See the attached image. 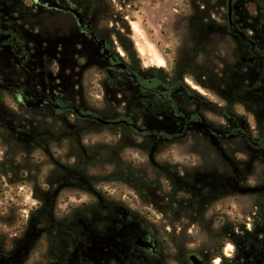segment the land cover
Returning a JSON list of instances; mask_svg holds the SVG:
<instances>
[{
  "label": "flooded vegetation",
  "instance_id": "obj_1",
  "mask_svg": "<svg viewBox=\"0 0 264 264\" xmlns=\"http://www.w3.org/2000/svg\"><path fill=\"white\" fill-rule=\"evenodd\" d=\"M38 1L42 5L37 0H0V129L5 132L0 134V140H12L24 150L36 147L47 155L48 143L73 140L79 144L82 135L96 126L112 129L109 131L119 138L122 131L132 129L142 139L150 140V164L162 170L167 167L153 161V153L160 145L202 139L217 164L230 169L229 177L203 179L196 173L169 170L167 175L174 187L157 199L163 206L177 207L182 218L193 223L203 215V208L231 199L235 220L228 235L233 246L229 264H264V104L248 107L239 103V93L243 92L240 84L226 96L220 87L219 92L208 90L223 105L198 96L188 87L170 90L160 83L150 89L148 81L157 77L152 72L142 83V78L120 62L111 37L104 35L94 21L96 2L91 6L89 0ZM230 3L227 24L217 29L245 40L244 27L232 21L231 0ZM228 4L229 0L227 9ZM250 29L255 31L254 25ZM93 69L107 76L116 92L113 100L122 112H116L114 107H109L110 111L95 110L84 104L82 78ZM115 72L123 73L133 86H127ZM248 80L247 89L256 91L264 86V73L261 77L254 73ZM124 90L131 95H124ZM104 93L106 97L105 89ZM5 99L12 100L14 107L10 109ZM139 99L143 100L140 126L132 115ZM243 99L247 100L246 96ZM182 100L196 107L187 113ZM202 105L203 110L209 108L210 113L220 117L223 126L217 129L204 125ZM236 105L252 117L255 127L250 128L245 116L234 113ZM165 110L172 113V131L158 124ZM150 111L157 113L150 116ZM100 116L103 122L98 121ZM214 130L217 134H212ZM225 141L235 143L229 161L218 151ZM257 164L258 171H253ZM81 188L94 195L92 205L82 204L62 217H56L52 204L47 202V214L41 205L44 215L30 216L22 234L14 235L8 251L0 242V264H24L27 252L40 239L44 241L45 258L37 264H166L164 249L149 219L105 201L89 187ZM204 258L186 252L185 259L176 264H207Z\"/></svg>",
  "mask_w": 264,
  "mask_h": 264
},
{
  "label": "rangeland",
  "instance_id": "obj_2",
  "mask_svg": "<svg viewBox=\"0 0 264 264\" xmlns=\"http://www.w3.org/2000/svg\"><path fill=\"white\" fill-rule=\"evenodd\" d=\"M92 2L97 3L94 21L99 30L111 37L120 62L126 64L132 74L142 78V83L152 73L150 70L157 71L154 74L160 82L159 76L165 77L168 82L173 78H182L184 85L198 96L217 105H223L222 101L208 90L218 91L220 87L219 90L226 96L239 83V77L235 76L236 82L230 87L223 88L221 85L223 76L220 73L223 65H229L225 60L229 59L231 45L237 37L225 35L224 31L217 29L224 27L222 16L226 14L222 5H215L217 0H89L91 6ZM203 8L211 13L209 27L203 26L205 15L199 12ZM232 8L235 21L244 27L246 33L252 34L250 27L253 25L250 20L244 22L242 13L245 8L250 13H254V9L245 0H236ZM127 39L132 42L136 57L125 50ZM115 74L121 79L125 76L121 72ZM252 74L250 72L249 78ZM123 82L133 86L128 78H124ZM82 89L84 104L88 107L100 111H110L109 107H114L116 112H122L119 103L113 100L116 92L108 84L104 73L97 69L86 71ZM242 89L239 103L248 107L264 104L261 97L264 92L260 88L256 91L252 90L256 88ZM129 94L131 92L124 90V95ZM244 96L247 100L243 99ZM4 102L10 109L14 107L12 100L5 99ZM140 103L143 100H137L132 109L138 126L143 116ZM182 104L187 113L196 107L187 100H182ZM210 112L209 108L203 110V105L200 107L204 125L217 129L223 126V120ZM156 113L148 112L150 116ZM234 113L238 117L245 116L249 127H255L252 117L241 106L236 105ZM163 117L158 124L164 129L174 130L171 111L165 110ZM0 134L5 132L0 129ZM121 134L123 136L119 138L117 134L96 126L82 135L79 144L73 140L48 143L47 155L36 147L24 150L12 140H0V242L4 251L9 250L14 235L19 237L25 230L31 214L40 210L41 205L43 208V204L33 196L35 187L47 191V202L52 204L56 217H62L82 204L92 205L94 195L81 188L89 187L105 201H112L149 219L164 249L166 264L183 261L186 252L204 256L207 264H229L233 246L228 235L235 220V206L231 199L219 200L203 209V215L196 217L197 222L193 223L182 218L177 207L163 206L157 198L174 186L167 175L169 170H180L187 175L196 173L203 179L217 177L225 180L231 173L230 169L217 164L212 152L207 151L203 140L198 138L160 145L153 153V161L168 170L155 169L148 157L152 145L150 140L140 136L129 140L126 134ZM212 134L217 132L214 130ZM128 145L130 147H126ZM234 145L233 141L222 143L218 151L225 160H231ZM239 147L243 149L241 145ZM75 166L76 177H67L66 174ZM124 167L132 175L130 179L109 177ZM258 169L257 164L253 171ZM243 209L248 210L246 206ZM44 258L45 245L40 239L27 252L24 264H37Z\"/></svg>",
  "mask_w": 264,
  "mask_h": 264
},
{
  "label": "trees",
  "instance_id": "obj_3",
  "mask_svg": "<svg viewBox=\"0 0 264 264\" xmlns=\"http://www.w3.org/2000/svg\"><path fill=\"white\" fill-rule=\"evenodd\" d=\"M231 1L233 3L236 0H231ZM245 1L247 2L248 5H250L254 9V13H250V10L248 8H245L244 12L242 13L243 15L242 18L244 19L245 23H247L245 20H250L251 24L254 25L255 31H253L252 34H248L245 32L244 39L246 41L243 40L241 37H237V41L234 43V45H231L232 47L230 48L229 59L225 60L227 62L225 63L229 65L228 66L223 65L222 67L223 71L220 73L221 76H223L222 84H221L223 88L230 87L231 83L236 82L234 81V79L235 76H237L239 77L238 84H240L244 89H246L248 88L246 84L249 83L248 78L250 72H252L253 74L259 73L260 77L264 73V0H245ZM227 3L228 0H217V2L215 3L217 7L222 5V7L225 8L226 14L222 16L225 25L227 24V16H228ZM204 5L207 6L206 3H204ZM199 12L201 13L203 12V15H205V17H203V26L209 27V24H211L210 11H208L207 8L205 10L203 8V11H199ZM232 21L235 22L234 16H232ZM126 44L127 47H125V50L130 54V56L136 57L132 42L129 39H127ZM242 59L246 60L245 61L246 63H244ZM248 59H253L252 63H249L247 61ZM244 64H246L247 66H245ZM150 71L153 73H157V71L156 72L152 70ZM159 78L162 80L161 82L160 80H156V79H153L154 81H148L149 84H151L148 85L150 89H152V87L159 86L160 83L164 85L165 89L166 88L182 89L184 87H187L182 82V78H178V79L173 78V80H170L169 82L166 80L165 77L161 78L159 76ZM258 88H260L262 92H264V86H260ZM261 97L263 100L264 96L261 95ZM198 99H199L198 102L202 103L203 99H201V97H199ZM217 113L219 114V112ZM98 118L102 119L101 116ZM108 130H112V129L108 128ZM122 133L126 134L127 135L126 138H128L129 140L135 137H139V135L132 129L122 131ZM147 140L148 139L146 138V141ZM126 147H130V146L128 145ZM74 168L75 171L74 170L69 171V174H66L67 177L68 176L72 178L76 177V166ZM111 176H113V178H116V180H123V178L127 180L130 179L132 175L129 173V170L124 167V168H119L117 173L114 174L111 173L109 177ZM33 196L38 202H41L43 204V211L46 210L45 214H47V191L35 187L33 189ZM43 211L42 209L37 210L34 213H32L31 216H42L44 215V213H42Z\"/></svg>",
  "mask_w": 264,
  "mask_h": 264
},
{
  "label": "water",
  "instance_id": "obj_4",
  "mask_svg": "<svg viewBox=\"0 0 264 264\" xmlns=\"http://www.w3.org/2000/svg\"><path fill=\"white\" fill-rule=\"evenodd\" d=\"M231 13V3H230V0H229V4H228V15H230ZM99 122H103L101 119H98Z\"/></svg>",
  "mask_w": 264,
  "mask_h": 264
}]
</instances>
